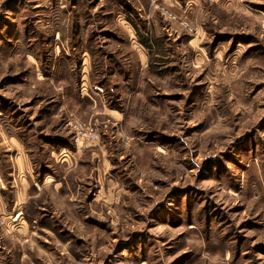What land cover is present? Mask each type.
<instances>
[{
  "label": "rangeland",
  "instance_id": "374dc122",
  "mask_svg": "<svg viewBox=\"0 0 264 264\" xmlns=\"http://www.w3.org/2000/svg\"><path fill=\"white\" fill-rule=\"evenodd\" d=\"M0 215V264H264V0H0Z\"/></svg>",
  "mask_w": 264,
  "mask_h": 264
},
{
  "label": "built area",
  "instance_id": "2783aa9c",
  "mask_svg": "<svg viewBox=\"0 0 264 264\" xmlns=\"http://www.w3.org/2000/svg\"><path fill=\"white\" fill-rule=\"evenodd\" d=\"M70 126L74 133L73 141L77 147H83L86 144H94L100 140V133L96 130V126H88L81 120L72 119ZM6 225L4 218L0 215V226Z\"/></svg>",
  "mask_w": 264,
  "mask_h": 264
},
{
  "label": "crops",
  "instance_id": "0c3cea01",
  "mask_svg": "<svg viewBox=\"0 0 264 264\" xmlns=\"http://www.w3.org/2000/svg\"><path fill=\"white\" fill-rule=\"evenodd\" d=\"M65 160L68 161L69 158L66 157ZM50 178H53V177L50 176ZM54 181H55V180H54ZM33 185H34L35 187L39 188V190H41L42 188L45 189V188L50 187V184L47 183V177H46V180L44 181V183L42 184V188H40V186H39L38 184H36L35 180H32V181L28 182V186H27L26 191H25V192H27V197H28V199L30 198V195L28 194V192H29L30 189H32V186H33ZM58 186H59V183H57V184L55 185V187H58ZM55 189H56V188H55ZM4 203H5V202H4ZM19 203H20V205H23V206H24V204H25L26 202H24V204H22V202H19ZM23 206H22V207H23ZM4 209H6L5 204H4Z\"/></svg>",
  "mask_w": 264,
  "mask_h": 264
},
{
  "label": "trees",
  "instance_id": "16d2710c",
  "mask_svg": "<svg viewBox=\"0 0 264 264\" xmlns=\"http://www.w3.org/2000/svg\"><path fill=\"white\" fill-rule=\"evenodd\" d=\"M145 46H148L147 44H144Z\"/></svg>",
  "mask_w": 264,
  "mask_h": 264
}]
</instances>
